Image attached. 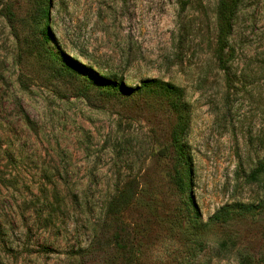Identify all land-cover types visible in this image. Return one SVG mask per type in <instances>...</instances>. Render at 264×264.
Segmentation results:
<instances>
[{
  "label": "rangeland",
  "instance_id": "374dc122",
  "mask_svg": "<svg viewBox=\"0 0 264 264\" xmlns=\"http://www.w3.org/2000/svg\"><path fill=\"white\" fill-rule=\"evenodd\" d=\"M218 2L47 0V21L40 0H0V264H264V172L251 178L264 162V0H241L227 69ZM61 51L130 86H179L188 167L169 96L108 92L65 72ZM233 205L250 208L213 219Z\"/></svg>",
  "mask_w": 264,
  "mask_h": 264
},
{
  "label": "trees",
  "instance_id": "16d2710c",
  "mask_svg": "<svg viewBox=\"0 0 264 264\" xmlns=\"http://www.w3.org/2000/svg\"><path fill=\"white\" fill-rule=\"evenodd\" d=\"M44 3L43 5V15L44 18L49 20V5L45 3L47 0H40ZM241 5V0H219L216 17H217V39H216V47L214 50L215 56L220 64V66L224 69H227L228 63L232 58V52L230 50V38L233 33L234 20L238 13L239 7ZM43 41L48 43L53 38L52 32L47 24L43 30ZM61 55L63 57H59L62 59V69L65 72L70 73L71 75H85L89 79L97 82L100 86H102L105 90L115 94H124V95H133L143 89L146 90H156L159 93L169 96L170 104L172 108L178 113V123L173 130V143L176 149V159L178 166L189 165L188 157L185 150V145L183 143V136L187 128L188 116H187V108L183 101V90L175 85L174 83L159 80L156 78L143 79L139 85L130 86L124 82L122 77H119L117 74H100L93 70L92 67L87 66L86 64L80 62L76 58L72 57L69 54L61 51ZM264 172V162L261 163L252 173L251 178L257 179L260 173ZM190 175L189 171H184L182 167H178L176 173L173 176V180L180 191L186 193L188 188L191 185L190 179L186 178L187 175ZM124 193V194H123ZM188 205L189 208L194 205V200L191 194L188 196ZM124 204L127 205V201L125 200V190L118 194L111 203L110 208H113L117 205ZM250 208V206L246 207V205H233L223 208L220 212L216 213L213 216V219L219 222H226L232 218L235 212H245L246 209ZM194 213L197 214L196 211ZM242 264H251L249 262V258L247 256L241 257Z\"/></svg>",
  "mask_w": 264,
  "mask_h": 264
}]
</instances>
